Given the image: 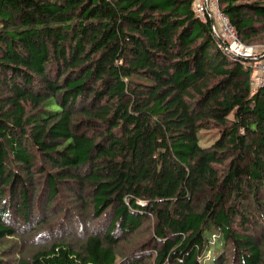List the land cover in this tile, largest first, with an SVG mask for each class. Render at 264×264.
Masks as SVG:
<instances>
[{"label":"trees","instance_id":"16d2710c","mask_svg":"<svg viewBox=\"0 0 264 264\" xmlns=\"http://www.w3.org/2000/svg\"><path fill=\"white\" fill-rule=\"evenodd\" d=\"M217 2L264 43V0ZM219 43L194 0H0V264H264V85Z\"/></svg>","mask_w":264,"mask_h":264},{"label":"rangeland","instance_id":"374dc122","mask_svg":"<svg viewBox=\"0 0 264 264\" xmlns=\"http://www.w3.org/2000/svg\"><path fill=\"white\" fill-rule=\"evenodd\" d=\"M244 43V42H243ZM246 44V43H245ZM249 46H254L256 48V46L258 48H262L264 49V43L262 41H254L252 42V44H246ZM232 116V114L230 115ZM219 131L216 128H209V129H201L198 132V144L202 147L205 146H209L210 144H212L218 137H219ZM43 188V187H42ZM38 193H36L37 195H35L34 201L32 202V211L35 214H38L37 212H41L43 211V207L44 204L46 203L45 199L47 196V189L45 190L44 188L41 189L40 187H38ZM44 191V192H43ZM69 195V194H68ZM64 196L58 197L56 198V201L58 200V205H63L64 204ZM53 205L52 203L50 204V209H53ZM48 210V209H47ZM58 212V217H62V211L60 209V211L57 209L56 210ZM65 218V219H64ZM64 220L67 221V217L64 216ZM10 223L13 225V227L15 228L16 232H18V237L16 238H12V239H6L4 240V245L6 244V246H9V244H13L14 246L11 247L13 252H18L19 250L23 249H28V251H30L31 249L33 250L34 248H36L35 246H37L38 244H42V239H46L48 238V235L46 236H40L39 234H36L35 232L30 233V225H26V222H24V219L20 216L18 218H11ZM45 230V228L41 231L43 232ZM78 229L75 226H71V228L66 227L65 233H72L75 235H80L79 232H77ZM40 231H38V233H41ZM64 232V231H63ZM144 234L143 233H139L136 235H132L130 237H128V239H126V241L121 245L122 248H126V249H133V247L135 245H137L138 243H140V241L143 240L144 238ZM220 240H217V243L215 245L211 246V252H210V256L213 257L218 250L220 249ZM12 257V256H10ZM208 258V256H206V259Z\"/></svg>","mask_w":264,"mask_h":264},{"label":"built area","instance_id":"2783aa9c","mask_svg":"<svg viewBox=\"0 0 264 264\" xmlns=\"http://www.w3.org/2000/svg\"><path fill=\"white\" fill-rule=\"evenodd\" d=\"M196 15L206 20H211V29L219 45L229 54L244 59H252L253 81L252 86L264 85V49L249 46L239 40L238 35L228 20V17L220 10L217 0H194Z\"/></svg>","mask_w":264,"mask_h":264},{"label":"water","instance_id":"95a60500","mask_svg":"<svg viewBox=\"0 0 264 264\" xmlns=\"http://www.w3.org/2000/svg\"><path fill=\"white\" fill-rule=\"evenodd\" d=\"M218 41H221L220 39H218Z\"/></svg>","mask_w":264,"mask_h":264}]
</instances>
